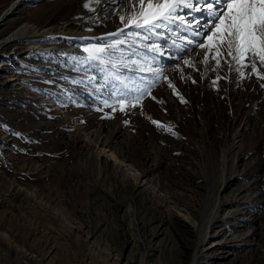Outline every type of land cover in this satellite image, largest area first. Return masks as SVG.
<instances>
[{
    "label": "rangeland",
    "instance_id": "1",
    "mask_svg": "<svg viewBox=\"0 0 264 264\" xmlns=\"http://www.w3.org/2000/svg\"><path fill=\"white\" fill-rule=\"evenodd\" d=\"M85 2L0 0V42L32 27L0 46V264H264V80L168 29L142 47L137 0ZM112 74L144 93L125 111Z\"/></svg>",
    "mask_w": 264,
    "mask_h": 264
},
{
    "label": "snow or ice",
    "instance_id": "2",
    "mask_svg": "<svg viewBox=\"0 0 264 264\" xmlns=\"http://www.w3.org/2000/svg\"><path fill=\"white\" fill-rule=\"evenodd\" d=\"M94 2L99 3V0H86L83 6L90 8V4ZM137 3L140 6L139 14L128 19L125 28L135 27L147 31L148 34L143 36V40L149 41V43L141 45L142 47L162 55L164 45L151 43L150 41L153 36H164L163 32H157L156 29H168L172 35H179L183 41H186L184 46H177L176 41H172L173 47H176L178 51L184 52L187 45H195V47L205 50L203 52V63H209L211 57L215 59L219 67L220 59L218 57L224 56L222 49L226 48L227 57L231 61L240 64L244 68L250 67L251 71L259 79L264 80V74H261L257 68V63L264 66V0H137ZM185 9L188 10L186 13H184ZM181 13L184 14L182 15ZM196 13L200 14L199 17L194 16ZM205 15L207 19H205ZM188 17H192V19L189 20ZM120 20L123 22L125 17L120 16ZM193 24L196 26L195 31L192 30ZM171 25H175V29ZM181 30L191 32L193 36L202 37L203 39L201 41L189 39L187 35H181ZM118 31L126 36H141L139 31L135 33L131 31L125 33L124 29H119ZM106 35L116 36L117 33ZM124 43L125 41L117 39L111 44H94L90 47H85L84 52L87 55L81 63H90L92 61L111 63V61H103L102 56L106 53L115 55L118 46ZM109 49H111V52H109ZM119 50L121 53L123 52L122 49ZM225 62L229 63L227 59ZM184 63L191 66V62L188 60H185ZM117 66H123L129 71H157L151 66H142L138 60H120L118 64H113V67ZM229 69L233 70L231 63H229ZM159 71L162 72L163 69ZM112 75L124 85L122 89H117V98L122 105L120 111H125L123 105L126 99H134L138 102L144 93L139 87L129 88L124 81L120 80L119 75ZM240 75L242 78L244 77L243 72ZM217 79H220V77H217ZM193 82L195 83V81ZM48 83L55 82L48 81ZM212 83L215 85L216 81ZM169 86L173 87L171 83ZM260 87L264 88V84H261ZM132 92L139 93V95L132 96ZM181 100L183 102L182 97ZM103 103L106 104L107 102L104 101ZM132 107H136V104H132ZM152 123L171 132L172 135H177L170 127H165L159 121L152 120Z\"/></svg>",
    "mask_w": 264,
    "mask_h": 264
},
{
    "label": "bare ground",
    "instance_id": "3",
    "mask_svg": "<svg viewBox=\"0 0 264 264\" xmlns=\"http://www.w3.org/2000/svg\"><path fill=\"white\" fill-rule=\"evenodd\" d=\"M10 10V9H9ZM8 10V11H9ZM7 11V12H8ZM6 12V13H7ZM2 18H3V16H2ZM32 27L31 26H28V25H23L18 31H16V32H14L13 34H12V36L9 38V39H4L3 41H1L0 42V46H3V45H5L7 42H9V40H14V39H17V37H21V36H23V35H28L29 34V32H32ZM45 33H49L47 30H45V31H43L42 32V34H45ZM34 35H37V33H33L32 34V36H34ZM39 39V38H38ZM231 213V212H230Z\"/></svg>",
    "mask_w": 264,
    "mask_h": 264
}]
</instances>
